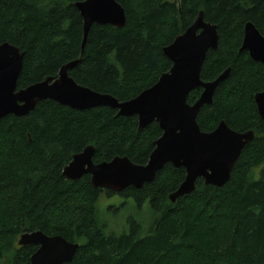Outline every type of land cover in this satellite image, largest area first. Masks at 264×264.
I'll return each mask as SVG.
<instances>
[{
    "label": "trees",
    "instance_id": "obj_1",
    "mask_svg": "<svg viewBox=\"0 0 264 264\" xmlns=\"http://www.w3.org/2000/svg\"><path fill=\"white\" fill-rule=\"evenodd\" d=\"M78 1L0 0V44L24 52L17 89L56 77L61 65L80 58L69 70L77 83L131 99L169 70L163 47L202 10L219 40L200 77L230 73L200 108L197 124L208 132L224 120L236 131L253 130L254 138L223 186L198 179L193 192L171 202L185 170L169 163L152 182L118 193L94 188L88 174L75 181L62 174L89 144L95 163L126 156L145 164L161 135L156 122L138 129L135 116H117L115 109L75 110L53 100L25 116L7 115L0 120V264H30L35 246L17 241L32 230L78 243L67 264H264V120L254 101L264 91V65L240 51L246 22L264 36V0H116L125 25L93 24L83 49ZM200 92L192 90L187 101ZM102 194L131 204L123 226L101 215ZM142 208L148 219L138 214Z\"/></svg>",
    "mask_w": 264,
    "mask_h": 264
},
{
    "label": "water",
    "instance_id": "obj_2",
    "mask_svg": "<svg viewBox=\"0 0 264 264\" xmlns=\"http://www.w3.org/2000/svg\"><path fill=\"white\" fill-rule=\"evenodd\" d=\"M75 7L82 17V49L93 24L120 28L126 23L125 11L116 0H81ZM218 40L217 26L206 21L200 10L192 24L163 47V54L171 61L169 70L151 86L124 101L77 83L69 70L80 58L61 65L56 77L48 76L17 89L24 52L9 42H2L0 120L7 115L25 116L43 100H53L75 110L106 106L115 109L117 116H135L138 129L152 122L158 124L161 135L153 142L147 162L135 164L126 156H115L95 163L94 146L89 144L74 153L63 167L62 174L67 180H79L88 174L94 188L118 193L129 186L141 188L144 183L152 182L156 173L169 163L185 170L184 179L168 196L171 202L193 192L198 179L205 185L223 186L230 179L243 148L253 140L254 131H236L224 120L208 132L197 124L200 108L212 103L216 88L230 73L227 68L213 80L205 81L200 77L206 54L217 49ZM243 50L252 60L264 65V36L251 22L244 25L240 51ZM197 88H201L198 98L189 103L188 94ZM254 101L264 120V91L257 92ZM17 243L35 246L30 264H67L79 247L78 243L61 235H47L40 230L22 232Z\"/></svg>",
    "mask_w": 264,
    "mask_h": 264
},
{
    "label": "rangeland",
    "instance_id": "obj_3",
    "mask_svg": "<svg viewBox=\"0 0 264 264\" xmlns=\"http://www.w3.org/2000/svg\"><path fill=\"white\" fill-rule=\"evenodd\" d=\"M121 201L122 199L118 196L107 197L104 194H102L99 199L98 208L101 215L105 217V219H108L110 223H114L113 225L117 223L123 226L124 219L128 214V210H130L129 206L131 204L121 205ZM144 208L137 212L140 216H144L145 219H148V213L144 211Z\"/></svg>",
    "mask_w": 264,
    "mask_h": 264
}]
</instances>
